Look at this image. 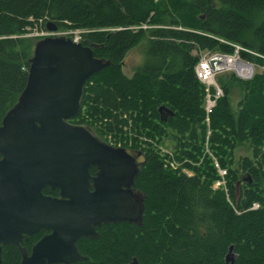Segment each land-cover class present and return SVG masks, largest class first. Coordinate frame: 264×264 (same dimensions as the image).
<instances>
[{
	"label": "trees",
	"instance_id": "16d2710c",
	"mask_svg": "<svg viewBox=\"0 0 264 264\" xmlns=\"http://www.w3.org/2000/svg\"><path fill=\"white\" fill-rule=\"evenodd\" d=\"M49 22L84 31L81 43L110 63L86 83L73 123L142 157L135 190L145 196L143 225L99 228L98 239L79 241L86 259L75 264H227L231 248L234 264H264V74L218 78L224 97L210 116L209 136L205 86L195 74L201 53L234 54L227 43L258 55L241 54L264 67V0H0V126L26 87L36 39L24 35ZM141 25L153 27L148 36L130 29ZM145 38L143 64L129 78L125 59ZM236 92L242 99L234 111ZM168 132L173 159L156 150ZM207 140L227 171L224 188L214 189L221 178L205 155ZM244 144L252 156L235 161ZM21 260L15 247L3 248L2 264Z\"/></svg>",
	"mask_w": 264,
	"mask_h": 264
},
{
	"label": "water",
	"instance_id": "95a60500",
	"mask_svg": "<svg viewBox=\"0 0 264 264\" xmlns=\"http://www.w3.org/2000/svg\"><path fill=\"white\" fill-rule=\"evenodd\" d=\"M58 30L46 24V31ZM219 63L214 59L210 66L215 70ZM109 65L69 37L35 43L26 87L0 126V264L6 247L19 251L20 264H75L86 259L78 242L98 239L99 228L143 225L145 196L135 190L141 155L73 123L86 83ZM47 189L58 196L46 195ZM41 231L51 233L29 254L24 242ZM234 262L231 248L226 263Z\"/></svg>",
	"mask_w": 264,
	"mask_h": 264
},
{
	"label": "built area",
	"instance_id": "2783aa9c",
	"mask_svg": "<svg viewBox=\"0 0 264 264\" xmlns=\"http://www.w3.org/2000/svg\"><path fill=\"white\" fill-rule=\"evenodd\" d=\"M147 28H152L146 25H141L139 27H132L131 30H146ZM44 30V29H43ZM80 31V30H79ZM81 34L84 33V31L80 32ZM81 34H78V36L72 35V39L79 43L81 42ZM51 36H57L56 33H50L46 30L41 33V37L39 39H43L45 37H51ZM223 43H226L222 41ZM234 48V54H221V53H201L199 62L197 63L196 67V76L197 79L205 86V121L208 120L209 122L210 116L213 114V110L215 107H217V101H219L221 98L224 97V91L218 84V82L215 81V76L218 74H224L228 71L232 72L237 78L248 81L251 80L255 73V65L249 61H246L242 58V53H247L253 56H257L256 54L244 49L240 45H231ZM219 60L220 63L216 65V69L213 70L210 66L211 60ZM227 61L230 63L229 66H227ZM250 71V73H249ZM210 135V132H208V136ZM111 145L115 146L116 144ZM115 147L121 148L120 143H118ZM175 162H172V164ZM171 164V167H178L173 166ZM215 168L217 169L218 174L220 175L221 180L219 182H216L214 185V189L224 188L225 187V177L227 175V171L220 168L218 162L215 161ZM185 173V172H184ZM187 175H191L186 173ZM253 208L258 209V205L255 204Z\"/></svg>",
	"mask_w": 264,
	"mask_h": 264
},
{
	"label": "rangeland",
	"instance_id": "374dc122",
	"mask_svg": "<svg viewBox=\"0 0 264 264\" xmlns=\"http://www.w3.org/2000/svg\"><path fill=\"white\" fill-rule=\"evenodd\" d=\"M158 1V0H156ZM153 28V27H152ZM151 28V29H152ZM148 30H150V28H147V32H146V35L148 36L149 32ZM45 31L43 30V28H41L40 25L36 24L35 23V26L30 29L25 35H24V38H30L31 40L35 41L36 39V42L41 40L39 39V37H41V33ZM81 30H58V32H56V35L57 36H63V37H71L72 38V35L73 37L74 36H78V34H81L80 33ZM145 36V37H147ZM221 43H223L221 41ZM147 44V38L143 39L140 43V45L138 47H136L135 49H133L131 52H129V54L127 55L126 59H125V63H124V73L125 75H127V77L131 78L133 77L134 73L136 72V69L138 67H140L142 64H143V61H144V58L142 56V53H143V46ZM223 44H226V43H223ZM233 74L232 72L228 71L224 74ZM255 73H261V74H264V67H256L255 69ZM255 73H254V76H255ZM224 74H218L215 76V81L218 82V78L220 77H224L225 75ZM253 76V77H254ZM228 77V76H227ZM227 77H225L223 80L224 82L227 81ZM223 89V88H222ZM242 99V94L236 92L233 97H232V105L234 107V111H237L238 110V105H239V102L241 101ZM216 107L214 108L213 112L215 111ZM208 120H206L207 122ZM205 122V125H206V128H207V131L210 132V134L212 133V129H211V117L209 119V122L206 123ZM207 136H208V133H207ZM205 155L208 154V156L212 157L213 160H215L216 162H218L216 160V158L213 156V154H211L212 152L210 151V147L208 145V140L207 142L205 143ZM175 143L173 142L172 140V137L170 135V133L168 132V136L164 138H162L161 141H159L157 143V151H159V153L164 157L165 155H168L170 157H172V159L174 158L173 156V147H174ZM234 158H235V161H239L241 158H244V157H250L252 156L251 154V151L249 149V146L244 144V145H240L238 146L235 151H234ZM141 160V157H138V162H140ZM190 164H193L191 161H188ZM173 166H176L175 163L172 164ZM179 166V164H178ZM183 172L185 173H188V174H192L191 172H188L187 170H183Z\"/></svg>",
	"mask_w": 264,
	"mask_h": 264
},
{
	"label": "flooded vegetation",
	"instance_id": "af4514ba",
	"mask_svg": "<svg viewBox=\"0 0 264 264\" xmlns=\"http://www.w3.org/2000/svg\"><path fill=\"white\" fill-rule=\"evenodd\" d=\"M137 162H138V158H137ZM138 163H142V157H141V160H140V162H138ZM92 170V169H91ZM95 170V169H94ZM96 171V170H95ZM91 173V172H90ZM96 173H97V171L95 172V173H93V174H91L92 176H95L96 175ZM58 192V191H57ZM58 196V195H57ZM56 197V196H55ZM42 232V231H41ZM40 232V233H41ZM40 233H38V234H36V235H34V236H37V235H39ZM43 233V236H41L36 242H34V243H32L29 247H30V249L29 250H27L25 247H24V244L25 243H27V244H29L30 243V238H32V237H34V236H31V237H29V239L27 240V241H25L24 242V244H23V247L28 251V253L30 254V252H31V249H32V247L38 242V241H40L45 235H48V234H50L51 232L50 231H47V232H42ZM79 243V242H78ZM21 255V254H20ZM22 258V257H21Z\"/></svg>",
	"mask_w": 264,
	"mask_h": 264
},
{
	"label": "bare ground",
	"instance_id": "6f19581e",
	"mask_svg": "<svg viewBox=\"0 0 264 264\" xmlns=\"http://www.w3.org/2000/svg\"><path fill=\"white\" fill-rule=\"evenodd\" d=\"M154 17V16H153ZM151 29V28H150ZM147 30V29H146ZM224 42H226V41H224ZM227 43V42H226ZM228 45H234V44H231V43H227ZM229 62L227 61V66H229ZM196 67H197V65L195 66V74H196ZM249 73H250V71H249ZM249 108V107H248ZM206 122V121H205ZM207 123V122H206ZM104 126V125H103ZM170 158V157H169ZM168 161V160H167ZM173 162V161H172ZM180 166V165H179ZM177 169H179V168H177ZM174 170V169H173Z\"/></svg>",
	"mask_w": 264,
	"mask_h": 264
}]
</instances>
